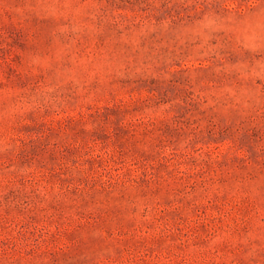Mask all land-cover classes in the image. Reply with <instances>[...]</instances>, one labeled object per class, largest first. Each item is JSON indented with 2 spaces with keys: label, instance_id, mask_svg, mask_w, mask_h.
Here are the masks:
<instances>
[{
  "label": "rangeland",
  "instance_id": "rangeland-1",
  "mask_svg": "<svg viewBox=\"0 0 264 264\" xmlns=\"http://www.w3.org/2000/svg\"><path fill=\"white\" fill-rule=\"evenodd\" d=\"M0 264H264V0H0Z\"/></svg>",
  "mask_w": 264,
  "mask_h": 264
}]
</instances>
